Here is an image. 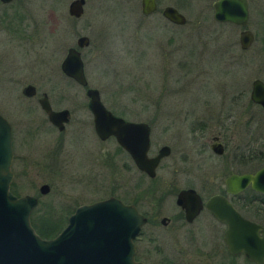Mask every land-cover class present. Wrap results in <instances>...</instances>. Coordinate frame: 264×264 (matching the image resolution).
Returning <instances> with one entry per match:
<instances>
[{
  "label": "rangeland",
  "instance_id": "374dc122",
  "mask_svg": "<svg viewBox=\"0 0 264 264\" xmlns=\"http://www.w3.org/2000/svg\"><path fill=\"white\" fill-rule=\"evenodd\" d=\"M70 1L25 0L15 7L14 2H0V113L14 127V149L20 155L14 164L18 176L15 194L38 198L31 217L70 215L76 206L110 195L131 200L137 180L150 190L146 201L152 215L155 211L169 215L174 211L176 188L191 182L199 184L203 194L207 189L213 191L221 177L236 170L231 159L237 151H247L253 144L254 148L264 147V110L249 100L251 82L256 78L264 81V0H248L246 28L255 36L248 50L239 47L241 28L213 19L215 0H159L158 11L150 16L141 13V0H85L78 19L68 15ZM167 5L186 17L184 25H173L162 16ZM15 8L30 14L27 23L34 48L25 46L19 34L12 38L7 32ZM81 35L90 41L81 49L89 85L101 91L106 107L128 120L151 124V155L162 145L172 149L152 180L139 176L132 163L130 167L124 164L114 138H97L84 90L65 80L60 71L67 48L75 46ZM30 83L50 93L57 108L71 110V120L62 134L43 127L41 113L29 108L21 90ZM157 110L164 112L163 117H155ZM222 111L227 116L224 131L217 122L210 124L204 136L188 128L192 121L203 120L208 114L214 120ZM217 131L227 145L221 157L207 149L209 136ZM201 143L207 145L206 151ZM32 147L39 150L31 151ZM54 148L60 165L48 155ZM190 173L199 177L196 182L187 180ZM42 183L50 185L47 194L39 193ZM157 195L167 196L160 207L155 205ZM260 205L264 203L260 201ZM205 214L181 232L171 225L146 227L151 236L139 240L138 246H162V256L179 259L174 264H188L192 259L236 264L240 258L230 260L226 255L224 226ZM256 218L264 224V215ZM148 258L149 263L159 264L157 254Z\"/></svg>",
  "mask_w": 264,
  "mask_h": 264
},
{
  "label": "water",
  "instance_id": "95a60500",
  "mask_svg": "<svg viewBox=\"0 0 264 264\" xmlns=\"http://www.w3.org/2000/svg\"><path fill=\"white\" fill-rule=\"evenodd\" d=\"M8 3L12 0H0ZM84 0H73L68 12L75 18L83 14ZM155 0H141L144 15L156 10ZM213 19L218 23H230L245 27L249 19L248 0H215L212 3ZM163 17L176 25H184L186 17L176 8L167 6ZM238 41L243 50L250 48L254 35L249 29L239 33ZM77 47L88 46L89 39L81 36ZM62 72L79 84L86 86L83 61L76 48H69L61 63ZM33 87L25 90L33 94ZM88 109L93 117L94 131L102 141L114 137L117 144L132 158L135 166L148 177L156 175V168L162 158L170 154L166 145L160 147L154 156H149L151 147L150 126L145 122L128 121L114 115L102 103L97 89L86 91ZM249 98L252 103L264 108V82H251ZM52 124L63 130L69 119L67 109L53 111L46 100L40 101ZM218 154L222 147L213 145ZM11 125L0 114V264H143L134 259L133 240L145 223V218L133 205L124 204L110 196L90 204L78 206L68 217L66 226L53 238L44 239L31 224V213L37 199L30 195L17 197L10 191L13 173ZM250 186L264 194V165L254 174H231L226 178L228 193L237 194ZM48 192V186L41 193ZM176 203L185 211L187 220H192L202 207L194 190H182ZM209 212L225 223L223 234L227 252L230 255L243 253L257 264H264V227L244 218L223 196L215 195L205 204Z\"/></svg>",
  "mask_w": 264,
  "mask_h": 264
},
{
  "label": "flooded vegetation",
  "instance_id": "af4514ba",
  "mask_svg": "<svg viewBox=\"0 0 264 264\" xmlns=\"http://www.w3.org/2000/svg\"><path fill=\"white\" fill-rule=\"evenodd\" d=\"M25 0H12V1H10V2H8V3H3V2H1L2 4H11V3H13L14 2V7L16 6V4L17 3H19V2H24ZM29 1V0H28ZM73 0H71L70 1V3L72 2ZM85 1V0H84ZM155 2H156V5H157V7H156V10L153 12V13H151V14H148V15H144V16H150V15H152V14H154V13H156L157 11H158V3H159V0H155ZM69 3V4H70ZM84 5H85V2H84ZM84 5H83V12H84ZM167 6H171V5H167ZM167 6H165V7H167ZM164 7V8H165ZM172 7H174V6H172ZM68 8H69V5H68ZM163 8V9H164ZM174 8H176V7H174ZM163 9H162V11H161V13L163 12ZM177 9V8H176ZM178 10V9H177ZM179 11V10H178ZM47 12H48V14H49V10H47ZM180 12V11H179ZM142 13V12H141ZM181 13V12H180ZM250 14V13H249ZM68 15L70 16V17H72V18H75L74 16H71L70 14H69V12H68ZM83 15V14H82ZM81 15V16H82ZM162 16H163V14H162ZM5 18V17H4ZM31 17H30V14H29V12L28 11H25V10H18L17 8H15V12H14V21H12V20H9V25H6L7 26V32H9V34L12 36V38H14V35L16 36V35H20V37L24 40L23 42H24V45L26 46L27 45V47H31V46H33L32 44L34 43V41L32 40V38H34V37H32L30 34H32L31 33V31H30V27H31V25H30V23H27V22H29L28 21V19H30ZM80 18V17H79ZM75 19H78V18H75ZM5 21H6V18H5ZM168 21V20H167ZM248 21H249V19H248ZM169 22V21H168ZM169 23H171V22H169ZM218 23V22H217ZM171 24H173V23H171ZM220 24H230V23H220ZM248 24V23H247ZM173 25H176V24H173ZM231 25H233V24H231ZM234 26H236V25H234ZM247 26V25H246ZM246 26L245 27H240V26H236V27H239V28H241V30L239 31V33L242 31V30H245V29H247L246 28ZM251 31V30H250ZM252 32V31H251ZM239 33H238V36H239ZM253 33V32H252ZM254 35V34H253ZM81 36H86V35H81ZM81 36H79V37H81ZM78 37V38H79ZM87 37V36H86ZM77 38V39H78ZM77 39H76V42H77ZM89 39V38H88ZM254 39H255V36H254ZM75 42V46H71V47H73V48H76L79 52H80V55H81V59H82V61H83V66H84V60H83V56H82V53H81V49L82 48H78L77 47V43ZM90 42V41H89ZM239 42V41H238ZM253 44V43H252ZM29 45H31V46H29ZM89 45V44H88ZM24 46V47H25ZM71 47H68L67 48V50L69 49V48H71ZM87 47V46H86ZM239 47H240V44H239ZM251 47V46H250ZM33 48H34V46H33ZM84 48V47H83ZM240 49L241 50H243L241 47H240ZM249 49V48H248ZM247 49V50H248ZM67 50H66V54H67ZM66 54H65V56H64V58L66 57ZM63 58V59H64ZM63 61V60H62ZM62 61H61V63H62ZM61 63H60V71H61V73L63 74V76L65 77V80H69V81H71V82H73V83H75L80 89H83L84 90V96H85V98L87 99V102H86V107H87V109H88V97H87V95H86V91H87V89H89V88H93V89H97L98 90V92H99V95H100V98H101V101H102V97H101V91L97 88V87H91L90 85H89V80H88V78H87V76H86V73H85V67H84V74H85V77H86V81H87V84H86V86H83V85H81V84H79L77 81H75L73 78H71V77H68V76H66L63 72H62V70H61ZM256 79H258V78H256ZM261 80V79H260ZM264 82V81H263ZM28 86H32L33 87V94H31V95H27L26 93H25V90H26V88L28 87ZM21 95L25 98V99H27V100H29V108L31 109V110H37V111H39V113H41V123H42V126L43 127H45L47 130H50V131H53V132H58L59 134H62L63 132H64V130H65V128H66V126L69 124V122H70V120H71V116H72V113H71V110L70 109H68V108H66L65 106H63V107H60V108H57V106H55L53 103H52V101H51V98H50V93H48L47 91H40L39 89H38V87L36 86V85H34L33 83H30V84H27L26 86H24L23 88H22V90H21ZM250 95V94H249ZM41 100H46L47 102H48V104L50 105V108L53 110V111H61V110H64V109H67L68 111H69V119H68V121L67 122H65L64 123V128H63V130H59L58 129V127L56 126V125H54V124H52V122L49 120V118H48V115H47V113L45 112V110L42 108V106H41V103H40V101ZM249 100H250V98H249ZM32 102V103H31ZM250 102H251V100H250ZM102 103H103V101H102ZM252 103V102H251ZM104 104V103H103ZM252 104H254V103H252ZM105 105V104H104ZM254 105H256V106H259V108H261L262 110H264V108H262L260 105H258V104H254ZM106 106V105H105ZM107 108V107H106ZM108 110H110L109 108H107ZM88 111H89V114H90V116H91V125H92V128H93V130H94V124H93V117H92V114H91V112H90V110L88 109ZM114 115H116V116H118V117H122V118H124V119H126L125 118V116L122 114V113H120V112H115V111H113V110H110ZM164 112L162 111V110H157L156 112H155V117L157 118V117H163V114ZM166 113H168V112H166ZM1 114V113H0ZM171 115L173 114V113H170ZM179 114V113H178ZM2 115V114H1ZM165 117V116H164ZM201 117V116H200ZM226 114L224 115V111H222V112H220L218 115H217V118L216 119H214V120H212L211 118H210V114H208V117H203V118H205V119H203V120H196V121H192L190 124H189V126H188V128L190 129L191 128V131H192V133H194V134H196V133H199L200 134V136H204V133H206V131H207V129L210 127V124L211 123H214V122H217V124H218V126L220 127V131H224V129H225V121H226ZM126 120H128V119H126ZM128 121H131V120H128ZM134 122H144V121H134ZM145 123H147L149 126H150V129H152V127H151V124L149 123V122H145ZM164 128H166V127H164ZM37 129L36 128H34V131H33V129H31V134H32V137L34 138V137H36L35 136V131H36ZM220 131H217V133H215V134H212V135H210L209 137H210V141H209V146H208V150L210 151V153L213 155V156H218V157H221V156H223L224 155V153H225V149H226V143H224L223 142V140H222V133L220 132ZM28 133H29V137H30V130H28ZM94 133H95V131H94ZM95 135H96V133H95ZM97 136V135H96ZM97 138H98V136H97ZM110 138H114V137H109L108 139H110ZM99 139V138H98ZM108 139H106V140H108ZM115 139V138H114ZM150 139H151V133H150ZM32 139H31V137H30V141H31ZM100 140V139H99ZM106 140H104V141H106ZM11 141H12V151H13V156H12V163H11V171H12V173H13V178H12V183H11V185H10V191H11V193L13 194V195H15V196H17V197H20V196H23V195H17V194H15V190H14V183L16 182L15 180H16V178L18 177L17 176V173L14 171V164H15V160L17 159V156L16 155H18V153H17V151L14 149V127H13V125H11ZM102 141V140H101ZM116 141V140H115ZM32 143H33V140L31 141ZM61 144H62V142L60 143V146H61ZM220 145L221 147H222V149H223V151H222V153H220V154H218L217 152H215L213 149H212V147H213V145ZM162 146H164V145H162ZM161 146V147H162ZM166 146H168V145H166ZM202 146V148L204 149L203 151H206V149H205V146H207V145H205V144H203V143H201L200 144V147ZM253 146H254V144H253ZM253 146H250V149L249 148H247L246 150L247 151H237L235 154H234V157H233V159H231V162L234 164V166L236 167V170H233L231 173H229L228 175H225L224 177H221V179L219 180V182H218V187H217V189H213V191L212 190H206V191H208L206 194H203V192L199 189V184L197 185H195L194 183H188L187 184V186H185V187H183V188H176V190H175V199H174V203H172V202H170V203H172L173 204V209H174V211H173V213H171V214H169V215H164L163 213L162 214H159L158 215V212H154V215H152V211L150 210L149 211V204H148V201H146V200H148V198H150L149 197V195L151 194L150 193V190H148L147 188H145V187H143V184H144V182H142V181H138L137 179V183H135V184H137L135 187H134V196H133V198L131 199V200H127V199H124V198H120V197H118V196H115V195H110V196H113V197H116V198H118V199H120L124 204H127V205H133V206H135L136 207V209H137V211L145 218V223H144V225L140 228V232L138 233V235L136 236V238L133 240V242H134V246H135V255H134V259L136 260V261H139V262H142L143 264H151V263H149L148 261H150L149 260V258L148 257H150V255L152 254V253H155V254H157L158 255V262H159V264L161 263V264H174V260L175 261H179V259H174L173 257L174 256H171V255H165V256H162L163 254V251H162V246H159V245H151L150 247H148V246H146L147 244H144L143 246H138V241L139 240H142L145 236H147V238H149L151 235H149L148 236V234H147V232L145 231V228L147 227V228H151V229H153L154 227H156V226H160V227H168V226H173L172 228H174V229H177V227H178V229H179V232H181V231H184V229H186V230H188L189 228H188V226L189 225H191V224H193V223H195V221H197L200 217H201V215H202V213H206L207 214V216L209 215L210 216V218H212V219H214V220H216V222H218L219 224H221V225H223L224 226V231H225V229H226V225H225V223H223V222H220L217 218H215L210 212H209V210L205 207V204H206V202L211 198V197H213V196H215V195H219V196H223L224 198H226L233 206H234V208L244 217V218H246V219H248L249 221H251V222H255V223H257V224H259V225H261V226H263L264 227V224L263 223H260V222H258V219L256 218V216H261V214L262 215H264V206H262V205H260V201H261V203H264V201H263V199L262 198H260L261 196L264 198V194L263 193H261V192H258V191H256V190H254V189H252L250 186H248V187H246L243 191H241V192H239V193H237V194H231V193H228L227 192V190H226V178L229 176V175H231V174H238V175H240V174H244V173H251V174H254V173H256L263 165H264V162H262V165H260V162H259V157H260V155L262 154L261 153V151L263 150L264 151V147L263 148H261V149H258V146H257V148H254ZM118 147H119V151L121 150V154L123 155V158H124V164L125 165H127L128 167H130V163H132V165L134 166V168L139 172V176H142L143 178L144 177H148L147 176V174L146 173H144V172H142V171H140L136 166H135V164H134V162H133V160H132V158L130 157V155L123 149V148H121L119 145H118ZM169 148H170V153L172 152V149H171V147L170 146H168ZM39 150V147L38 148H34V147H32L31 148V151H36V150ZM59 149H60V147H59ZM150 150H151V147H150ZM150 150H149V152H148V155L149 156H154V155H156V153H157V151H156V153L155 154H153V155H151L150 154ZM242 150V149H241ZM58 150L56 149V148H54V149H52L51 151H49V153H48V155H52L53 157L52 158H50V160H53V161H55L56 159H57V161L59 162L58 163V165H60V163H61V159L60 158H58L57 156H58ZM57 153V154H56ZM18 156H20V155H18ZM170 156V154L168 155V156H166V157H164V158H162L161 159V161H160V163H159V165L157 166V168H156V170L159 168V166L161 165V163H162V161L164 160V159H166V158H168ZM252 164V167L251 168H245V166L246 165H251ZM55 172H56V169H53ZM190 170L192 171V164H191V167H190ZM156 176V175H155ZM192 176V173H190L189 175H188V177H187V180H190V181H193V182H196V179H198L199 177H191ZM148 178H150V177H148ZM155 177H153V178H150V180H152V179H154ZM189 178H191V179H189ZM206 182H210V180H207ZM48 186V192H50V185L48 184V183H42V184H40L39 185V193L40 194H42L41 193V188L43 187V186ZM207 185V184H206ZM210 186V185H209ZM213 187H215V186H211V189L213 188ZM182 190H194L195 191V193L197 194V196L200 198V201H201V203H202V207H201V209L199 210V212H198V214L192 219V220H187V218H186V214H185V211L181 208V206H179L177 203H176V201H177V196H178V194L182 191ZM48 192H46L45 194H47ZM249 194H250V197H249ZM24 195H30V194H24ZM167 195V194H166ZM166 195H162L161 197H160V195H157L156 196V202H155V205L156 206H162V204H163V201L165 200V198L168 196H166ZM30 196H33V197H35V198H37L36 196H34V195H30ZM110 196H108V197H110ZM107 197V198H108ZM159 197H160V199H161V201H160V203L158 202V199H159ZM103 199H106V198H103ZM37 200H38V198H37ZM99 200H102V199H99ZM125 200H127V201H125ZM96 201H98V200H96ZM95 202V201H94ZM142 202V203H141ZM38 203V202H37ZM36 203V205H38ZM92 203V202H91ZM86 204H90V203H86ZM249 204H251V205H249ZM81 205H84V204H81ZM78 206H80V205H78ZM78 206H76V208L78 207ZM145 206H146V208H148V210H146V209H144L145 208ZM36 207V206H35ZM35 207L33 208V209H35ZM154 207V206H153ZM165 207V206H164ZM75 208V209H76ZM74 209V210H75ZM74 210H73V212H74ZM33 211V210H32ZM72 212V213H73ZM248 212H250V214L252 215H250V214H247ZM71 213V214H72ZM259 213H261V214H259ZM70 214V215H71ZM206 214H205V216H206ZM69 215V216H70ZM158 215V216H157ZM162 215V216H161ZM68 216V217H69ZM153 216V217H152ZM208 216V217H209ZM67 220H68V218H67ZM200 220V219H199ZM66 224H67V222H66ZM66 226V225H65ZM224 231H223V233H222V241L224 242V238H223V234H224ZM151 234H154V232H152ZM183 234V233H182ZM157 236H153L152 238H156ZM184 237V236H183ZM157 239H158V237H157ZM224 245H225V242H224ZM225 249H226V245H225ZM226 252H227V249H226ZM195 253H196V251H195ZM227 256H228V258L229 257H235V258H237V259H239L240 258V260L236 263V264H257L256 262H254V261H252V260H250V259H248L243 253H241V254H238V255H230L228 252H227V254H226ZM171 257V258H170ZM230 259V258H229ZM231 260V259H230ZM192 261V262H191ZM204 261H205V259H204ZM193 259L192 260H188V264H193ZM196 262V261H195ZM194 262V263H195ZM230 262H232V261H230ZM176 263H178V262H176ZM195 264H206V263H195ZM218 264H220L219 262H218Z\"/></svg>",
  "mask_w": 264,
  "mask_h": 264
},
{
  "label": "trees",
  "instance_id": "16d2710c",
  "mask_svg": "<svg viewBox=\"0 0 264 264\" xmlns=\"http://www.w3.org/2000/svg\"><path fill=\"white\" fill-rule=\"evenodd\" d=\"M262 41L264 44V38L262 39ZM261 153L262 154L259 157L260 163L264 162V151L262 150ZM51 215H53L52 217H55L51 218L49 216H43L40 214L37 215L40 216L38 220L35 218V216L31 217V224L33 228L35 229L36 233L44 239H50L55 237L63 229L65 223L67 222L66 215H69V213H56Z\"/></svg>",
  "mask_w": 264,
  "mask_h": 264
}]
</instances>
